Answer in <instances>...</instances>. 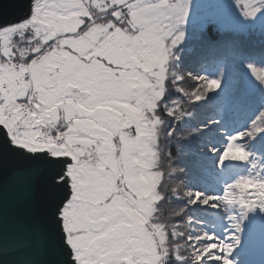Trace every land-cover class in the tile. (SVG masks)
Returning <instances> with one entry per match:
<instances>
[{
  "label": "snow or ice",
  "instance_id": "snow-or-ice-1",
  "mask_svg": "<svg viewBox=\"0 0 264 264\" xmlns=\"http://www.w3.org/2000/svg\"><path fill=\"white\" fill-rule=\"evenodd\" d=\"M9 6L21 18H0V155L17 162L0 193V264H168L165 225L154 217L161 173L152 169L163 123L157 109L188 0H12ZM204 79L208 91L220 87ZM259 121L227 137L221 164L248 160L236 141L264 132V114ZM41 175L51 198L45 221L27 207ZM231 187L241 194L255 189L264 206V179L241 178ZM186 195L214 209L210 201L220 199ZM226 197L227 190L225 210L235 199ZM238 203L254 207L243 196ZM217 247L197 244L195 261L219 262ZM219 249L232 252L226 243Z\"/></svg>",
  "mask_w": 264,
  "mask_h": 264
},
{
  "label": "trees",
  "instance_id": "trees-1",
  "mask_svg": "<svg viewBox=\"0 0 264 264\" xmlns=\"http://www.w3.org/2000/svg\"><path fill=\"white\" fill-rule=\"evenodd\" d=\"M185 30L181 43L172 49L169 63L172 67H168L165 95L157 109L163 123L157 126L156 137L157 170L161 173L157 191L162 196L157 203L156 214L169 234L168 264H181L175 251L177 245L182 250L181 255L187 258L184 264H197L189 258L192 257L188 246L190 237L186 231L189 220H195L201 232L207 226L219 223L218 214L204 217L197 207L189 203L187 196L185 199L179 196V193L186 195L188 185L201 190L204 182H214L215 163L203 160L205 156L209 157L206 155L209 119L220 116V103L233 104L231 108L236 111V117L231 119L229 114L230 121L227 122L231 128L238 127L233 134H239L250 131L254 122L264 114V27L242 32L208 22L203 27L194 25ZM248 66L256 68L260 81L259 91L253 97L246 94L244 70ZM173 72L180 82L173 79ZM191 77L200 80L193 81ZM204 78L219 80L220 87L208 91ZM193 93L205 98L196 101ZM164 100H167V106ZM169 110L172 115H168ZM244 138L240 142H246L249 137ZM261 150V155H264V148ZM176 227L181 228L182 235L174 237L172 232ZM243 254L240 255V264H247Z\"/></svg>",
  "mask_w": 264,
  "mask_h": 264
},
{
  "label": "rangeland",
  "instance_id": "rangeland-1",
  "mask_svg": "<svg viewBox=\"0 0 264 264\" xmlns=\"http://www.w3.org/2000/svg\"><path fill=\"white\" fill-rule=\"evenodd\" d=\"M170 2H172V0H170ZM175 2H181V0H175ZM252 10H254L255 13L254 16L252 17L244 16L245 11H252ZM208 22H215L224 29L239 30L242 32H248L251 29H255V28H262L264 27V0H188V15L186 17V23L180 29V31H182L184 34L183 38L186 35L185 29L187 27L194 25L203 27ZM181 41L178 44H180ZM248 78L249 77L247 76L245 80L246 86H247ZM166 79H167V74L164 80L165 90L167 85ZM191 79H193V81L197 80L194 77H191ZM178 81L179 82L181 81L180 78ZM248 104L251 105L252 102L249 101ZM232 105H230L228 102L225 105L223 103H220V109H222L220 116L217 117L212 116V118L209 119L210 120L209 124H207L210 130V134L208 135L209 142L207 145V149L206 148L205 149H206V155H208L209 157L205 156L203 160L204 161L211 160L212 162L215 163L214 167L216 168V171L214 172L215 174L214 182L213 183L204 182L201 187V190H198L196 186H191V185H188L185 190L190 192H201L202 194H204V196H216L220 198L217 199L216 201H210V204L216 203L218 205V207L215 209L212 208L211 206L203 205L202 202L199 200L196 203L189 202L191 205L197 207V210L203 213L204 217L209 216L211 213L219 215L218 218L219 223L216 225L207 226L206 228L202 229V232L199 231V227L197 225L198 223L192 218V216L191 218L194 221L192 222L191 220L188 221L186 227L187 235L193 238L199 237V239H189L190 241L188 245L190 248L189 253L192 254V257L189 256V258H192L194 261H195L194 257L196 255V252L199 251V249L196 248V245L199 244L201 247L204 246L207 240L206 239V234H207L213 237L211 241L207 240V243L215 242L218 245V247L216 249H213L212 251L222 257V259L219 262H213V264H223L224 259H228L230 264H240L242 260L240 257L241 254L244 253L247 258V244H248L250 223L257 218L264 219V210H262L264 206L259 205V199L257 198L255 189L249 188V190L246 193L241 194L239 189L231 187L241 178L259 177L260 179H264V155H261L260 153L262 152L261 148H264V132H260L254 137L247 138L246 142L244 143L240 142V140L236 141L237 144H241L242 147H244L245 151L249 153V158L247 161H235V162L228 161V162H224L223 164L220 163L219 158L222 151L226 149L227 137L237 135L233 133L238 131V127L231 128L227 122L230 121L228 118L229 114L231 115L230 117L231 119H233V117L234 118L236 117V111L232 110L231 108ZM254 124H256L257 126H261L260 121L254 122ZM131 131L133 132V134H135L134 128ZM213 149H215L216 151L215 152L212 151ZM154 151L157 152V163L155 167L152 169V171L158 172L157 164L159 158H158V149H157V138L154 145ZM160 182H161V178L159 183L157 184L156 191L158 190V186ZM226 190H227L226 198L228 199H233V197L235 198L233 200V203L227 206L228 207L227 210H225V205L223 204V199H222L225 198L226 196ZM179 196L185 199L187 195L184 196L179 193ZM242 196L246 199V202H250L254 206L252 210L242 209V206L238 203V201L241 199ZM187 198L189 201L190 198L188 196ZM159 201L156 202L155 207L157 206V203ZM154 217L158 218V215L154 213ZM174 229L182 233L181 228L176 227ZM166 236H167L166 243L167 246L169 247L170 239L167 231H166ZM220 243L229 244L232 247V252L231 253L221 252L219 249ZM194 248H196V251H193ZM177 249L175 250L177 255H179V257L183 259L184 263L187 262V258L184 257L185 255H181L182 254L181 248H177ZM237 250H239L240 252H238V255L233 256ZM166 259L168 260V257ZM206 260L207 257H205L204 260L196 261V262L197 264H205ZM178 261L181 262L180 260Z\"/></svg>",
  "mask_w": 264,
  "mask_h": 264
},
{
  "label": "water",
  "instance_id": "water-1",
  "mask_svg": "<svg viewBox=\"0 0 264 264\" xmlns=\"http://www.w3.org/2000/svg\"><path fill=\"white\" fill-rule=\"evenodd\" d=\"M12 0H0V4L5 7L0 11V18H7L10 21H15L21 18V14L11 6ZM26 3H31V0H25ZM249 77L247 81L246 93L248 96H254L258 93L260 88V81L257 70L254 66H248L244 70ZM5 135V130L0 127V138ZM22 152L25 150H21ZM70 159V158H63ZM17 162V157L8 155L7 157L0 155V193L3 192L5 181L7 179L8 170ZM70 196V187L67 189ZM51 198L48 194V189L43 175L37 177L34 184V191L31 200L28 202V209L31 211L32 218L41 221L46 220V215L50 212L48 205ZM248 261L249 264H264V219L257 218L250 223L249 237H248Z\"/></svg>",
  "mask_w": 264,
  "mask_h": 264
},
{
  "label": "bare ground",
  "instance_id": "bare-ground-1",
  "mask_svg": "<svg viewBox=\"0 0 264 264\" xmlns=\"http://www.w3.org/2000/svg\"><path fill=\"white\" fill-rule=\"evenodd\" d=\"M228 127H229V126H228ZM228 127H227V128H228Z\"/></svg>",
  "mask_w": 264,
  "mask_h": 264
},
{
  "label": "flooded vegetation",
  "instance_id": "flooded-vegetation-1",
  "mask_svg": "<svg viewBox=\"0 0 264 264\" xmlns=\"http://www.w3.org/2000/svg\"><path fill=\"white\" fill-rule=\"evenodd\" d=\"M71 190V189H70Z\"/></svg>",
  "mask_w": 264,
  "mask_h": 264
}]
</instances>
